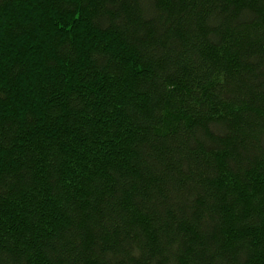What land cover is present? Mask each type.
<instances>
[{
    "label": "trees",
    "instance_id": "16d2710c",
    "mask_svg": "<svg viewBox=\"0 0 264 264\" xmlns=\"http://www.w3.org/2000/svg\"><path fill=\"white\" fill-rule=\"evenodd\" d=\"M0 264H264V0H0Z\"/></svg>",
    "mask_w": 264,
    "mask_h": 264
}]
</instances>
